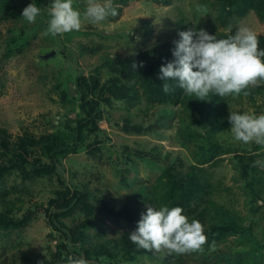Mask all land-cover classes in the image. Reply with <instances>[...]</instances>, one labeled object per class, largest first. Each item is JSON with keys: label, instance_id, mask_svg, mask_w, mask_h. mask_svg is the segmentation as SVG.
Segmentation results:
<instances>
[{"label": "rangeland", "instance_id": "obj_1", "mask_svg": "<svg viewBox=\"0 0 264 264\" xmlns=\"http://www.w3.org/2000/svg\"><path fill=\"white\" fill-rule=\"evenodd\" d=\"M51 2L47 0L35 23L30 24L22 17V10L30 3L37 4L36 0H0V126L13 137L25 132L38 138L54 130L67 135L65 122H76L82 109L80 101L63 98L71 79L82 72L104 81L119 56L152 52L188 28H203L218 36L220 32L228 34L230 26L233 32L246 26L257 33L264 47V15L253 8H238L235 3L113 0L118 16L94 24L82 15L80 31L53 37L42 35ZM197 5L203 9L197 11ZM86 7L87 0H73V8L82 14ZM137 87L130 94L131 100L113 99L111 104L101 101L99 124L103 134L99 150L94 154L85 149L69 153L63 161V178L68 183L86 182L90 188H99L97 194L109 204L131 199L146 212V205L151 206L148 192L158 183L162 171L159 159H175L183 172L192 165L207 182L208 200L200 208L194 207L192 213L186 208L185 214L203 219L207 242L202 252L185 253L183 264H264V204L257 203L264 201V168L254 167V162L244 163L249 155L255 161L264 160V146L235 140L228 120L230 111L264 113V81L259 86L250 85L245 90L248 95L242 91L218 100L207 98L210 105L204 106L203 113L189 104L184 91L179 99L158 104L143 95L139 84ZM124 115L131 123L152 125V129L142 133L127 130ZM205 118L218 122L216 130ZM86 138L92 140L94 133ZM133 146L145 150L147 156L137 155ZM127 155L132 158L124 171L130 186L119 183L118 160ZM60 185L55 174L24 179L17 168L0 180V190H7V198L14 200L16 215L21 217L28 208L40 212L33 213L37 216L23 228H0V264H36L38 258L58 247L62 234L48 225L39 205H45ZM100 214V223L87 227L89 235H114L127 228L118 217L103 210ZM223 223L233 228H214ZM213 242L215 250L210 251ZM174 257L162 250L158 256L144 255L134 261L102 258V264H177Z\"/></svg>", "mask_w": 264, "mask_h": 264}, {"label": "trees", "instance_id": "obj_2", "mask_svg": "<svg viewBox=\"0 0 264 264\" xmlns=\"http://www.w3.org/2000/svg\"><path fill=\"white\" fill-rule=\"evenodd\" d=\"M36 1L39 8L44 7L47 3V0ZM220 1L225 4L235 3L238 8H241V6L253 8L259 14L264 15V0ZM227 35L225 32H220L218 36L226 38ZM178 39L179 37L175 40ZM173 41L169 40L165 43L166 45L161 44L152 52L137 51L128 56H119L115 64L112 65L111 73L104 81L98 75L86 77L82 72L71 79L72 84L68 86V91L63 92V98L70 97L80 101L82 109L76 118V122H65L67 135L59 130H54L38 138L25 132L13 137L6 127L0 126V180L13 168H17L24 179L55 174L61 184L54 190L53 196L47 199L46 204H40L39 206L42 208L41 213L46 217L48 225L62 234V240L59 241L57 248L48 252L47 256L38 258L35 261L36 264H67V256L72 255L79 258L81 254L90 264H102V258H109L111 261L120 259L134 261L140 256H158L162 250H167L162 249L159 252L144 250L138 248L129 240L128 234L137 228V222L143 212L140 211V203L127 199L125 201L114 200L109 204L97 194V190L101 191L99 188H90L86 182L68 183L63 178L65 172L63 161L72 152L76 153L85 149L94 154L95 150H99L102 142L100 137L103 134V128L99 124L102 114L99 110L101 101L111 104L113 99H130L131 92L138 89V84L144 90L143 95L151 101H157L158 104H165V101L169 99H179L180 93L184 90L176 86L177 82L167 81L175 88V91L166 94L162 88L164 82L159 79L160 66L174 59L172 55V49L175 47ZM259 45L264 48L262 44L259 43ZM133 62L137 64L143 62V67L134 70L131 65ZM212 97L219 99L218 95L212 93L207 98ZM184 98L201 113L205 110L204 106L210 105L208 99L200 100L194 96H189L185 92ZM133 100H138V98ZM223 103L227 105L226 100ZM217 115L219 116L218 113ZM122 118L127 130L142 133L152 129V125L131 123L126 115ZM205 120L208 119L205 118ZM208 121L216 130L218 122L213 119ZM90 133H94V138L88 141L86 136ZM125 148L130 152L132 151V149H129V145L125 144ZM133 148L137 155L146 154V151L140 147L133 146ZM153 158L159 159L158 157ZM159 160L162 163V171L158 177V183L151 187L147 195V202L152 207L158 209L165 205L169 208L180 206L183 209V214H185L186 208H188L189 213H192L194 207L200 208L202 203L206 204L208 200L206 198L208 193L206 189L207 182L200 177L194 166L190 165V169L183 172L178 168L175 159L163 158V160ZM130 162H132V158L129 155L125 159L120 158L118 160L119 183L125 186L131 185L124 172L128 170L125 164H132ZM252 162H255L253 155H249L244 163L247 165ZM7 195V190H0V228H23L28 224L31 217L37 216L33 213H40L37 208H28L21 217L16 215L13 212L14 200L8 199ZM100 210L118 217L127 225V228L118 231L114 235H99V238L95 235H89L87 227L99 224L102 220ZM75 212L77 213L76 216L70 221L65 220ZM187 217L189 222L195 218ZM200 222L204 225L203 219ZM216 227L233 228V226L225 223L215 225L214 228ZM173 254L177 264L185 262L184 254Z\"/></svg>", "mask_w": 264, "mask_h": 264}, {"label": "clouds", "instance_id": "obj_3", "mask_svg": "<svg viewBox=\"0 0 264 264\" xmlns=\"http://www.w3.org/2000/svg\"><path fill=\"white\" fill-rule=\"evenodd\" d=\"M203 9L197 5V11ZM41 9L35 3L28 4L22 10V17L28 23H35ZM119 12L113 0H87L83 14L73 8V0H52L48 10L49 20L42 35L53 37L73 30H81V16L96 24L108 17H116ZM226 38H218L217 34H209L205 29L188 28L178 33L172 49L173 60L162 64L159 79L163 91L167 94L175 88L167 81H176L179 88L189 96L206 100L210 93L225 97L228 95H244L249 86H259L264 81V48L259 45L257 33L249 27H238L234 32L228 28ZM113 59L115 56L113 55ZM136 70L143 67V62H133ZM228 120L231 133L237 141L245 144L254 142L264 146V113L230 111ZM254 167L264 168V160H257ZM264 204V201H257ZM146 212L141 213L137 228L128 234L129 240L138 248L157 252L167 249L169 253L182 255L188 252H202L207 242L204 225L197 219L183 214L180 206L158 209L146 205ZM215 250V242L210 245ZM67 264H90L81 254L79 258L67 256Z\"/></svg>", "mask_w": 264, "mask_h": 264}]
</instances>
